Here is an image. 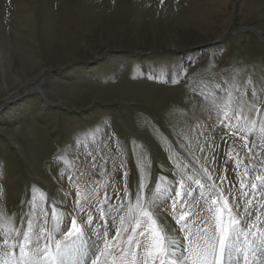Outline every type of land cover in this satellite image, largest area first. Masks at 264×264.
<instances>
[{"label":"rangeland","instance_id":"1","mask_svg":"<svg viewBox=\"0 0 264 264\" xmlns=\"http://www.w3.org/2000/svg\"><path fill=\"white\" fill-rule=\"evenodd\" d=\"M261 37L264 0H0V89H6L0 93V217L22 228L30 204L50 213L52 201L72 213L76 186L88 191L110 177V203L119 204L123 192L117 199L114 191L123 187L122 172L114 165L121 161L134 198L141 156L146 183L156 170V179L173 185L181 169L194 175L198 162L217 184L226 176L221 187L234 184L238 194L236 171L243 175L251 161L257 167L249 176L264 175V136L253 132L245 147L240 136L214 127L213 105L231 89L234 98L245 94L247 115L253 87L264 101ZM23 74L31 79L11 87ZM258 107L264 112V104ZM200 125L215 141L214 152H201L204 139L197 142L194 131ZM189 190L185 210L200 200L194 184ZM224 195L231 205L232 196ZM115 234L113 226L108 238ZM258 257L245 262L235 253L230 264H264V253Z\"/></svg>","mask_w":264,"mask_h":264},{"label":"snow or ice","instance_id":"2","mask_svg":"<svg viewBox=\"0 0 264 264\" xmlns=\"http://www.w3.org/2000/svg\"><path fill=\"white\" fill-rule=\"evenodd\" d=\"M225 95L226 98H220V103L213 105L218 121L214 127L226 129L230 136H240L245 147L253 132L264 136V112L258 107L264 101L258 99L255 88L251 93L252 102L247 104V115L242 111L245 94L234 98L232 90L228 89ZM252 112L257 115L253 117ZM194 131L197 142L201 137L204 139L201 152L205 147L214 152L215 141L210 140L205 126L200 125ZM248 150L250 154L253 152L252 148ZM117 151H120L119 146ZM145 159L146 156H141L137 161L138 184L134 198L128 186V173L123 171L126 162L121 161L119 166L114 165L122 172L123 187L114 191L117 199L123 192L119 204L110 203L112 196L107 189L114 183V178L110 177L102 183L97 181L88 191L76 186L72 213L61 210L52 201L50 213L46 207L37 210L30 204L29 214L22 217V228H14L0 217V233H3L0 243L8 250L0 252V264H68L69 257L76 258L74 264H89V261L90 264H230L235 253H240L245 262L249 256L258 259V254L264 253L261 211L264 210V175L249 176V168L255 169V164L250 161L243 175L236 171L239 190L235 194L234 184L228 189L221 187L226 176L221 175L217 184L209 168L199 167L198 162L192 165L194 175L186 176L181 169L180 177L173 185L168 184L167 177H153L146 183ZM168 159L174 162V155ZM95 161L96 157H93V168L97 166ZM241 163L236 161L237 169ZM194 176L198 178L194 179ZM68 179L71 183L72 178ZM192 184L200 190V200L185 210L187 201L184 198L193 196L189 190ZM225 191L232 196L231 205ZM205 193L211 197L210 201ZM169 200L171 211L167 208ZM241 201L244 202L242 211ZM162 213L174 224L169 225ZM253 213L255 220L249 222ZM85 215L86 220L83 219ZM81 220L82 224L78 222ZM113 226L116 234L109 239ZM178 233H182V237L174 235ZM90 235L93 237L91 245L88 244ZM178 249L181 254L176 256Z\"/></svg>","mask_w":264,"mask_h":264},{"label":"bare ground","instance_id":"3","mask_svg":"<svg viewBox=\"0 0 264 264\" xmlns=\"http://www.w3.org/2000/svg\"><path fill=\"white\" fill-rule=\"evenodd\" d=\"M255 32L259 33L260 31L255 30ZM261 38H263V37H261ZM37 76H38V75L34 76L33 79L31 80V82L34 81V80L37 78ZM30 79H31V77H28V74H25V75L23 74L22 78H20V79H16V78H15V80H14L15 83H14L12 86H11V84H10V86H11V87L20 86L21 83L26 82V81H29ZM20 80H22V81H20ZM10 86H8V87H10ZM8 87H7V88H8ZM5 90H6L5 88L0 89V93L5 92ZM154 171L156 172V170H154ZM177 254H178V252H176V256H178ZM72 260H73V258H72ZM72 260H71V263H73V262L75 261V260H74V261H72Z\"/></svg>","mask_w":264,"mask_h":264},{"label":"water","instance_id":"4","mask_svg":"<svg viewBox=\"0 0 264 264\" xmlns=\"http://www.w3.org/2000/svg\"><path fill=\"white\" fill-rule=\"evenodd\" d=\"M256 34H257V32H256ZM264 40V39H263ZM42 76H44V75H41V78H43ZM40 78V77H39ZM147 143V142H146ZM148 144V143H147ZM157 178V174H156V172L153 170V172H152V178Z\"/></svg>","mask_w":264,"mask_h":264}]
</instances>
